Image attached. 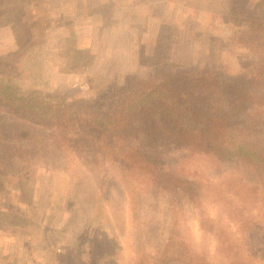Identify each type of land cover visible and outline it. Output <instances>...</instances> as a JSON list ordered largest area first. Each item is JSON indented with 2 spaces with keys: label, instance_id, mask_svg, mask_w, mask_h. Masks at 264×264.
<instances>
[{
  "label": "rangeland",
  "instance_id": "rangeland-1",
  "mask_svg": "<svg viewBox=\"0 0 264 264\" xmlns=\"http://www.w3.org/2000/svg\"><path fill=\"white\" fill-rule=\"evenodd\" d=\"M4 55L19 60L20 90L70 104L128 75L149 77L158 64L250 77L264 66V0H0ZM247 108L264 114L260 101ZM163 155L197 194L132 176L134 215L119 164L105 162L104 179L59 152L25 159L0 147V264H157L171 231L208 264H264V176L201 147ZM100 179L103 205L93 221Z\"/></svg>",
  "mask_w": 264,
  "mask_h": 264
},
{
  "label": "trees",
  "instance_id": "trees-1",
  "mask_svg": "<svg viewBox=\"0 0 264 264\" xmlns=\"http://www.w3.org/2000/svg\"><path fill=\"white\" fill-rule=\"evenodd\" d=\"M19 64L9 55L0 56V147L10 145L25 159L34 153L59 152L85 167L94 165L104 179L105 162L119 164L134 215L140 193L132 176L149 180L154 188L175 186L196 196L193 179L167 168L163 153L172 146L201 147L264 176V143L257 139L264 137V114L252 116L247 108L251 101L264 106V92H259L264 88V66L250 77L234 78L212 68L158 64L149 77L128 75L97 97L70 104L53 94L20 90ZM10 136L13 144L7 142ZM103 181L93 204V221L101 217ZM157 260L208 264L172 231Z\"/></svg>",
  "mask_w": 264,
  "mask_h": 264
},
{
  "label": "clouds",
  "instance_id": "clouds-1",
  "mask_svg": "<svg viewBox=\"0 0 264 264\" xmlns=\"http://www.w3.org/2000/svg\"><path fill=\"white\" fill-rule=\"evenodd\" d=\"M210 251L214 253V248H213V249H211Z\"/></svg>",
  "mask_w": 264,
  "mask_h": 264
}]
</instances>
